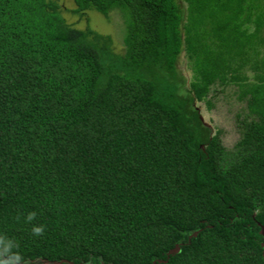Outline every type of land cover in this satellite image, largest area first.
Masks as SVG:
<instances>
[{
    "label": "trees",
    "instance_id": "1",
    "mask_svg": "<svg viewBox=\"0 0 264 264\" xmlns=\"http://www.w3.org/2000/svg\"><path fill=\"white\" fill-rule=\"evenodd\" d=\"M71 1L118 12L123 50L0 0V264H264V0ZM217 85L232 150L194 105Z\"/></svg>",
    "mask_w": 264,
    "mask_h": 264
},
{
    "label": "rangeland",
    "instance_id": "2",
    "mask_svg": "<svg viewBox=\"0 0 264 264\" xmlns=\"http://www.w3.org/2000/svg\"><path fill=\"white\" fill-rule=\"evenodd\" d=\"M58 2L63 8L62 15L68 24L81 29L87 26L98 33L108 34L115 49L123 50V24L118 12L113 11L107 17H102L95 11H87L78 16L69 13L73 9L71 0H58ZM181 4L183 3L181 2ZM176 68L184 77L187 87L191 73L183 53L178 58ZM208 99L211 104L209 108L202 102L194 105L203 122L210 127L211 133L218 131L222 146L226 150H232L233 145L240 137L238 121L246 115L245 101L238 99L237 88L234 85L213 86Z\"/></svg>",
    "mask_w": 264,
    "mask_h": 264
},
{
    "label": "water",
    "instance_id": "3",
    "mask_svg": "<svg viewBox=\"0 0 264 264\" xmlns=\"http://www.w3.org/2000/svg\"><path fill=\"white\" fill-rule=\"evenodd\" d=\"M200 118H201V117H200ZM201 120H202V118H201ZM202 122H203V120H202ZM203 123H204V122H203ZM204 125L207 126V127H209V126H208L207 124H205V123H204ZM209 128H210V127H209ZM260 234H263V230H262V229L260 230ZM176 251H177V247H175L173 250L169 251L168 254H169V253H172V252L174 253V252H176ZM44 264H48V263H47V262H44ZM55 264H60V263H55Z\"/></svg>",
    "mask_w": 264,
    "mask_h": 264
},
{
    "label": "clouds",
    "instance_id": "4",
    "mask_svg": "<svg viewBox=\"0 0 264 264\" xmlns=\"http://www.w3.org/2000/svg\"><path fill=\"white\" fill-rule=\"evenodd\" d=\"M35 231H39V229H36Z\"/></svg>",
    "mask_w": 264,
    "mask_h": 264
}]
</instances>
